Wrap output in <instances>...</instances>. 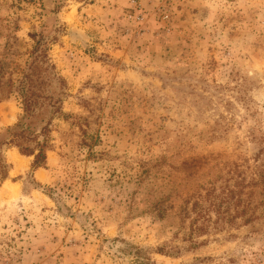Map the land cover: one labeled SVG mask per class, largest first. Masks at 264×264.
Segmentation results:
<instances>
[{"label":"rangeland","instance_id":"rangeland-1","mask_svg":"<svg viewBox=\"0 0 264 264\" xmlns=\"http://www.w3.org/2000/svg\"><path fill=\"white\" fill-rule=\"evenodd\" d=\"M0 264H264V0H0Z\"/></svg>","mask_w":264,"mask_h":264},{"label":"trees","instance_id":"trees-1","mask_svg":"<svg viewBox=\"0 0 264 264\" xmlns=\"http://www.w3.org/2000/svg\"><path fill=\"white\" fill-rule=\"evenodd\" d=\"M32 81L29 80V84L31 85ZM29 90V94L33 95V90L30 89V87L27 89ZM28 98H25L23 100V109L25 111V113H28L30 111V106L32 105V102H30L29 100H27ZM20 123L17 124V126H19ZM16 126V127H17ZM46 130L44 129L43 130V133L45 132ZM44 147H46V142H42L39 144V147L36 149V150H33V149H30L28 147H24V148H19V152L23 155H27V156H33V161H32V164H31V167L32 169H37V168H40V167H43L45 165V152H44ZM5 167V165H4ZM4 180L5 176L2 177ZM196 204H194L195 206ZM184 211V215H186L188 212H186V210H183ZM197 216H200V215H197Z\"/></svg>","mask_w":264,"mask_h":264},{"label":"bare ground","instance_id":"bare-ground-1","mask_svg":"<svg viewBox=\"0 0 264 264\" xmlns=\"http://www.w3.org/2000/svg\"><path fill=\"white\" fill-rule=\"evenodd\" d=\"M8 183V182H7ZM14 187H17L16 185H13ZM7 189V188H6ZM17 190V189H16ZM17 192V191H16ZM16 195V193L15 194H13V197Z\"/></svg>","mask_w":264,"mask_h":264}]
</instances>
